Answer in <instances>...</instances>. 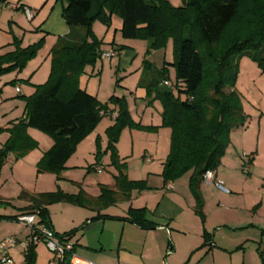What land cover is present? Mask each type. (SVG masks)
I'll return each instance as SVG.
<instances>
[{"label": "trees", "instance_id": "1", "mask_svg": "<svg viewBox=\"0 0 264 264\" xmlns=\"http://www.w3.org/2000/svg\"><path fill=\"white\" fill-rule=\"evenodd\" d=\"M114 14L122 22L121 36L145 41L147 54L164 50L168 40L173 39L172 63L164 62L157 68L145 60L143 68L146 73L147 66L149 78L143 77L138 86L146 89L149 103L160 101L161 126L171 131L170 150L161 173L163 182L175 181L191 172L189 188L196 197V213L203 220V203L198 193L202 177L219 167L232 129L243 126L246 120L234 90L238 61L247 56L264 70V0H182L178 7L168 0H65L62 17L69 32L59 37L50 51L47 81L36 86L34 94L25 99V118L8 130L9 139L0 149V170L10 152L22 157L35 146L26 134L27 128H34L53 140L37 163V172L58 174L77 145L109 112L110 104L117 108L114 124L106 130L107 151L118 172L116 190L101 187L98 198H90L83 192L67 194L60 189L39 194L21 191L20 198L31 203L26 213H37L39 223L51 228L47 211L51 204L95 206L99 213L119 198L129 200L132 191L147 189L145 181H132L124 174L125 165L120 162L115 145L125 127L145 130L157 127L136 124L124 97L112 95L102 104L79 87V78L86 67H93L100 59L102 42L93 34L92 25L100 22L110 27ZM42 43L40 39L22 48L14 38V50L0 55V76L21 71ZM169 66L174 68L175 87L184 99L162 85L168 79ZM97 147L100 149L98 143ZM96 160H100V151ZM145 215L144 208H129L122 220L144 230L154 229L156 225ZM97 218L114 219L102 215ZM73 233L56 235L69 240ZM36 246L37 243L28 241L25 264H34ZM69 258L70 253L60 264H68Z\"/></svg>", "mask_w": 264, "mask_h": 264}, {"label": "crops", "instance_id": "2", "mask_svg": "<svg viewBox=\"0 0 264 264\" xmlns=\"http://www.w3.org/2000/svg\"><path fill=\"white\" fill-rule=\"evenodd\" d=\"M37 2L42 3L38 6L36 0H6L5 2H0V55L14 50V46L11 44V35L7 33L8 29L12 31L14 38L20 41L22 48L32 45L40 39L45 42L43 49L37 53V58L29 61L21 71L16 70L0 76V84L3 83L5 86L13 87L12 92H5L0 87V102L5 101L4 105L0 107V130L2 131L0 133V137H2L0 139V149L9 139L10 132L8 130L17 124L18 121L25 118V99L34 94L36 86L46 82L51 68L50 51L52 47L59 37L65 36L69 32L61 16L63 5H61L60 11L56 9L55 2L51 4V0H37ZM24 7L31 9L33 12L32 19L28 20L29 24L24 20L26 18L23 13ZM49 19L51 23L48 22ZM112 19L113 16L111 17L110 27L112 26ZM119 21L113 32L110 27H106L100 22H95L92 25L93 34L102 42L100 50L114 49L117 53L115 57L109 60H101V71H104L103 65L107 61L109 72L112 73L113 70L122 69L123 76L121 78L132 77L128 82L123 83L127 88L125 87L126 89L121 91L114 88L111 89V85H109L105 96L111 94L116 97H124L130 117L134 122L141 126L159 128L162 113L161 105L157 101H152L151 106H147L146 102L149 98H147L146 89L139 86L135 87V83L138 80L141 69L146 65L145 60H148L157 68H161L164 62H167L166 51L164 49L147 54L146 42L132 41L134 39H124L121 36L122 22L121 19ZM32 33L35 35H29ZM118 35L121 37H118ZM119 47H123L124 50ZM96 67L95 64L91 68L90 73L86 75L88 77L94 76ZM147 72L146 66V73H143L142 78L145 76L149 78ZM81 79L82 77L79 78V87L81 89L95 96L99 102H105L106 97H101L102 78L99 79L97 87L92 86V88L89 87V83L82 87ZM171 80L172 75L168 67L167 81L171 83ZM20 82L25 83V85L20 84ZM18 84L20 85V92L15 89ZM132 87H135V89H131ZM167 88L169 89L170 87ZM151 99H153V95ZM108 108L109 112L103 116L96 128L77 145L75 152L65 163V168L73 167L76 169L74 172L79 173L87 171L84 172L86 174H89V171H104L108 170V168L111 170L109 172H117L114 168H110L111 161L110 155L107 153L109 151H107L108 139L106 136V130L114 124L117 108L110 104H108ZM236 131L232 130L231 133H236ZM124 132H122L115 146L120 162L125 164L122 160H125L128 155L122 151ZM160 133H167L169 136L171 131L170 129L167 132L166 130H163V132L158 130L157 135H160ZM26 134L29 140L35 144L31 148H34L30 153L31 157L29 158L30 155L25 156V154L22 160L13 162V157L9 153L2 167V170L6 166L10 167L13 177L20 164H26L31 170L36 169V165L43 154L53 144L50 136L34 128H27ZM159 140L160 142L163 141L161 150L154 151L152 159L146 158V156L142 158L143 166L146 168L143 171L144 175L131 178L127 175L129 180L145 181L147 189L132 191L129 200L119 198L116 203L104 208L99 213L95 206L80 207L87 209L89 212L86 215L84 214L85 220L78 230L76 229L77 226L73 216L71 219L67 218L63 221L52 219L48 206L47 211L51 229L59 236L73 231L74 233L69 241L74 245V253L79 248L83 256L91 258L98 264H264V215L262 214L264 197L255 201L256 203L260 202V204H257L259 205L258 210L254 211L250 206L255 202L249 205H245L247 204L245 202L240 203L241 201L233 203V197L240 198L235 193L236 190L229 194L222 193L221 190L213 188V183H207L202 177L199 188H202L204 198L207 200L212 197L216 201V205H213L212 211V215L215 216L209 217L206 206L204 219L201 220V218L192 215L189 210L192 208L190 203L191 194L188 188L191 172L186 173L175 181L163 182L161 173L163 163L168 155V149L165 146L167 143L166 137L164 139L159 137ZM97 143H100L101 150L104 148L103 151L107 155L95 162L93 156ZM14 155L18 158L16 153ZM230 156H234L232 152L225 154L222 165L213 171V176L215 180H222L225 186L237 189V184L239 183L237 177L242 178L243 176L240 172H230L232 169L227 164ZM237 156H234L235 158L231 157V161L235 166H238L235 163ZM155 163L158 164L156 165ZM21 169L19 168L18 171ZM116 174H114V178L117 176ZM65 176L68 179L74 178L72 175ZM243 181L247 182V178H244ZM37 182L40 183V186L36 184L35 188L32 189L29 186L22 185L21 190L29 194H39L60 189L62 192L72 195L83 192L90 198H98L101 194V191L96 195L91 194L87 190L74 192L65 185H59L56 179L50 175L39 176ZM101 187L116 190L115 181L101 184ZM212 191L215 192L216 197L212 194ZM260 192L261 189H255V193ZM140 198L144 201L142 203L136 202ZM3 202L12 204L9 200H4ZM30 204L29 201L24 199L21 205L15 206L17 213L10 215V218L26 213ZM129 208H144L146 210L145 218L154 223L156 227L144 230L122 220L126 217ZM98 215L113 217L114 219L111 220H117L122 223L120 228L121 240L117 244H107L102 237H99L95 243L89 240V232L94 230H98L100 233L104 232L106 221L110 220L97 218ZM126 232L135 236L136 239L130 240L131 243L122 244V239ZM29 234L30 232L25 233V240H28ZM106 250L108 251L107 254L104 253ZM169 250L170 252L167 254ZM22 253L25 255L24 250Z\"/></svg>", "mask_w": 264, "mask_h": 264}, {"label": "rangeland", "instance_id": "3", "mask_svg": "<svg viewBox=\"0 0 264 264\" xmlns=\"http://www.w3.org/2000/svg\"><path fill=\"white\" fill-rule=\"evenodd\" d=\"M168 1L174 7H178L182 5V0H168ZM54 2L56 4V9L61 11V5H65V0H51V4ZM36 3L38 4V6H40L42 2L38 3L36 0ZM24 20L29 24L27 18H25ZM119 20H120V17L114 14L113 19H112V26L110 27V30L112 32L114 31V29H116L118 22H120ZM48 22L51 23V20L49 19ZM7 33L11 35L10 39H11V42L13 43L14 35L12 34V31L8 29ZM29 35H35V34L32 33ZM4 36L8 37L7 35H4ZM118 37H121V36L118 35ZM132 41L145 42L140 39H134ZM44 44L45 42L43 40L42 46L39 48L37 53L43 49ZM173 45H174L173 39L170 38L165 48L166 61L170 63H172L173 58H174ZM119 48H121V50H124L123 47H119ZM37 53L35 57L32 58L30 61L35 60L37 58ZM100 62L101 60L97 59L96 61L97 67L94 69L95 74L92 77H88L86 75L90 73V70H92L91 69L92 66L86 67L85 69L86 73L80 76L82 77L80 83L82 87H85L87 83H89L88 85L91 88L92 86L97 87L99 79L102 78V85H101L102 96L101 97H106L105 102L102 103L104 104L108 102L109 98L112 96L111 94L109 96H105L108 92L109 85H111V89L114 88V89L121 91L127 88L125 84L123 83L128 82L129 79L132 77L127 76L125 78H121L123 76L122 69L118 71L113 70L112 73L109 72L107 61L103 65L105 69L102 72ZM238 62L239 63H238V70H237V75H236V79L234 83V90L236 94L238 95L240 105H241V108H242V111L244 113L246 120L243 126H238L232 129V130H237V131L236 133H233V134L230 133L229 143L224 151V154L221 158V163L219 166L222 165V160L225 154L227 152L228 154L232 152V155L234 156L238 155L237 156L238 160L235 159V163L238 164V166H235L234 163L231 161V157L232 158H235V157L230 156V160L227 162L228 167L232 169L230 172H240L243 177L242 178L237 177V179L239 180V183L237 184V189L225 186L224 182L220 179H218L217 181L221 182L223 187L227 190L226 192L221 190L222 193L229 194L230 192H234L236 190L235 193L238 196H240V198L233 197L232 198L233 203L241 201L240 203L245 202L247 203L245 205H249L250 203L255 202L259 198L264 197V70L253 59L247 56L241 57ZM169 68H170L171 75H172V80H171L172 85L169 89H171L174 92L176 97L180 96L181 99H184L185 98L184 95L180 94L178 92V89L175 87V76H173L174 68L172 66H169ZM144 72H145V69L142 68L139 73L138 80L135 83V87L138 86L139 81L142 79ZM20 84L25 85V83H22V82H20ZM0 87H2L5 92H12L11 90L13 89L12 86H9V85L5 86L3 83L0 84ZM17 87L20 89L19 84L15 86V89ZM135 87H132L131 89L134 90ZM226 90H228V88H226ZM153 101H157L158 104L161 105L159 100H153ZM4 103L5 101L0 102V107L4 105ZM151 103H149V100H147L146 105L151 106ZM158 130H162V132L163 130H166V132L169 131L167 127H162L161 124H160V127L155 130L153 129L145 130V129H139V128L125 127L121 131L120 136L122 132L125 131L124 137L122 138L123 140L122 151L126 153V155H128L125 158V160H122L123 162H125L124 174L126 176L128 175V177L131 178V177H137V176L141 177L144 175L143 171L144 169L146 170V168H144L145 166H143L142 158L146 156V158L152 159L154 157L153 152L156 150H161L163 141L160 142L159 137H161L162 139L166 137L167 143L165 142L166 143L165 146H167L168 153H169L170 135L168 136L167 133L166 134L160 133V135H157ZM0 133H2V131H0ZM1 138L2 137H0V139ZM95 146L96 147H95L93 158L95 159V162H96L97 151H100V160L107 154H105V152L103 151L104 148L101 150L100 146H99L100 149L97 147V144ZM33 149H31L30 151H27L25 156H29ZM107 153H109L110 155V152H107ZM10 154L13 157L12 158L13 162L20 161L24 157L22 156V157L16 158L13 152H10ZM30 157L31 155L29 156V158ZM110 161H111V157H110ZM155 164L157 165L158 163H155ZM19 168H22V169L18 171ZM110 168H114L116 170V168L111 162H110ZM1 170H0V182H1L0 184V241L3 239L9 238V237L15 238L17 240L16 246L10 249V255L15 264H25L24 254L22 253L23 249L21 248L20 244H22V242L25 241V237H24L25 233L30 232V229L27 226H25L24 224L20 222H17L16 220L9 218L10 215L17 213V209L15 206H19L24 202V199L20 198V193L21 191H23L21 190L22 185L29 186L33 189L35 188L36 184L40 186L39 185L40 183L37 182V178L39 176L50 175V176H53L54 179H56V182L59 185H63V186L65 185L68 189L73 190L74 192H78L80 190H87L91 194L96 195L99 193V191H101L100 190L101 184H107L112 181L114 182L115 181L114 174L115 173L118 174V172H109L111 171L109 170V168L108 170H104V171L102 170L89 171L90 172L89 174L84 173L87 171H84L83 173H79V172H74L76 169H74L73 167L64 168L58 174L48 173V172L38 173L36 169L31 170L29 167L26 166V164L19 165V167L14 172V177L12 176V172H10V167L6 166L5 168H3L2 171ZM67 172H70V173H67ZM63 174L64 176H62ZM65 175H72L74 178L68 179L66 178ZM244 178H247V182L243 181ZM188 188H189V184H188ZM213 188L220 191V189L216 188L214 185H213ZM258 188L261 189V192L255 193V189H258ZM189 192L191 194L190 203L192 204L191 205L192 208L190 207L191 209L189 210L192 215L200 218V216L196 213V209H197L196 197L190 188H189ZM198 193L203 203V206H202L203 214L205 212L204 209L207 206L206 210L208 212L209 217H214L215 215H212V211H213V205H216V201H214L212 197L206 200L204 198L202 188H199ZM212 194L216 197L215 192H213ZM4 200H9L12 204L3 202ZM138 200L136 201L138 203H142L144 201L142 198ZM257 204H260V202H257V203L255 202L254 204L250 206V208L251 209L253 208V210L255 211L259 207V205ZM49 212H50L51 218L55 220L63 221L67 218L71 219L73 216V219L77 226L76 229L78 230L85 220L84 214L86 215L89 211L87 209H82L77 205H73V204H69L65 202H59V203H54V204L49 205ZM81 214H83L82 217H80ZM262 214L264 215V210L262 211ZM121 226H122V223L118 222L117 220H111V219L107 220L105 231L102 233H100V231L98 230L89 232L88 233L89 240L92 243H95L97 242L99 237H102L103 241L106 242L107 244H111V243L117 244V242L121 240L120 239L121 238V232H120ZM135 239H136L135 236L127 234L126 232L122 239V244L123 243L126 244V242L131 243L130 240L133 241ZM37 244L38 245L35 250L36 257H35L34 264H49V261L52 258L51 251L48 250L44 242L40 241ZM131 245L133 246V244ZM107 252L108 251L106 250V252L104 253L107 254ZM74 254L82 259L98 264L91 258H87L86 256H83L81 254V249L79 248H77L76 253Z\"/></svg>", "mask_w": 264, "mask_h": 264}, {"label": "built area", "instance_id": "4", "mask_svg": "<svg viewBox=\"0 0 264 264\" xmlns=\"http://www.w3.org/2000/svg\"><path fill=\"white\" fill-rule=\"evenodd\" d=\"M23 13L25 17L30 20L33 17V12L31 9L24 7ZM117 55L114 49H109L107 51L100 52V60H109ZM163 86L171 87L169 81H164ZM17 92H20V89L16 88ZM116 117V116H115ZM203 179L207 183H213V185L226 192L227 190L223 187L221 182H218L214 179L213 172L207 171L203 175ZM17 222H20L27 226L30 229V234L28 240L22 242L21 248L25 251L27 249L28 241L32 243H39L40 241L44 242L49 251L52 253V258L49 261V264H60L63 262L66 254L70 253V258L68 264H95L91 261L82 259L74 254L73 244L67 238L61 239L56 235V233L51 229L47 228L44 225L39 223V218L37 213H23L17 216ZM17 244L15 238L9 237L0 241V264H15L9 250L14 248ZM170 250L168 251V253Z\"/></svg>", "mask_w": 264, "mask_h": 264}]
</instances>
